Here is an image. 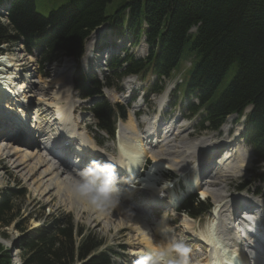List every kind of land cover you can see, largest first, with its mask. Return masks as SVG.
Masks as SVG:
<instances>
[{"label": "trees", "instance_id": "trees-1", "mask_svg": "<svg viewBox=\"0 0 264 264\" xmlns=\"http://www.w3.org/2000/svg\"><path fill=\"white\" fill-rule=\"evenodd\" d=\"M111 2L67 0L45 16L36 12L34 0H12L8 23L0 22V43L15 45L22 38L28 50L36 46L42 60L52 62L62 55L80 58L87 37L103 24L116 36L128 34L134 45L143 38L147 55L138 58L126 49L122 56L114 55L108 63L112 75L106 77V86L115 85V78L125 74L151 72L158 79L167 77L188 60L182 89L186 98L193 95L198 101L189 104L190 110L204 108L203 122L218 128L226 116L241 115L251 106L243 137L257 158L264 160V0H121L116 10L107 13ZM76 83L83 96L101 94L96 77L80 76ZM106 104L101 98L92 110L103 129L108 128ZM260 176L264 180V172ZM23 195V190L14 188L0 193V237L9 238L7 228L12 224L20 232L12 240V249L21 264L112 263L118 254L115 247L102 249L104 239L92 231L83 234L68 215L49 218L47 223L43 219L29 229L30 215L23 217L16 205ZM195 204L204 203L189 199L185 208L191 212ZM11 256L0 243V264H11Z\"/></svg>", "mask_w": 264, "mask_h": 264}, {"label": "rangeland", "instance_id": "rangeland-1", "mask_svg": "<svg viewBox=\"0 0 264 264\" xmlns=\"http://www.w3.org/2000/svg\"><path fill=\"white\" fill-rule=\"evenodd\" d=\"M65 2H67V0H34L36 12L42 15H45V16L52 9L57 8L61 4H64ZM120 2L121 0H112V2L107 5L106 12L112 13L114 10H116V7L119 5ZM2 23H6V20L4 18H3ZM100 27L96 28L95 30L97 31L94 30L85 40L84 55L82 56V58L79 59L78 63H76L75 61H73L72 59L68 57H62L59 62L53 63L50 65V67H48V72L46 74L43 73V75H40L42 76L41 79L43 80H41L42 82L40 84L38 83L39 84L38 86L36 85L34 86V90L37 93L36 96L38 98H42V97L45 98L47 96L45 98V99H48L46 100V102H51L49 100L53 99L54 94L58 90H62L63 97H70V99L75 101V104L78 105V107L76 108V111L73 113V118L75 120V121L73 120L74 123L76 122L82 127H84L85 131L89 134V136L93 139L95 143L97 141H103V145H100L98 148L99 150L101 151L104 150L105 153L112 154L116 157H119L113 145V141H111V139H107V136L101 135L100 133L93 130L92 128L93 119L89 115L88 111L85 110L86 104H79L80 102L79 97L76 95V92L74 90L70 89V86H69L70 78L74 76L75 68L77 65L81 67L82 72L83 70H85L86 73L93 72V74L101 75L102 70L106 69L104 68L103 64L106 63L105 57H107L109 53L110 46H111V40L113 39L117 45L121 43L119 42L120 39H118V37L112 36L108 28L105 29L104 26H100ZM142 40L144 39L142 38ZM123 46L128 47L130 51H132L136 56H144L146 54V44L143 41L140 44L135 45V46H131L130 42L127 41L123 44ZM116 51L118 52V48H116ZM0 53H2V55L0 56V58L2 57V59L4 58L8 59V57L12 56L13 54L16 60H20V62L22 61L21 65L19 66L20 68L27 69L29 68L31 64V58H30L31 55H27L20 44L13 45L12 43H7V42L0 43ZM35 60L37 61V59ZM186 65L189 66V62H187ZM58 69L60 70V72H57ZM182 74H184V67L181 69L180 72H176V75L174 74L175 77L164 79L163 83L161 84L164 90L160 94H152V93L149 94L150 91L147 90V80L154 82L155 77L145 76L146 78L140 82L135 80L133 77H127L126 79H124L122 83L119 84V87L122 90L117 91V90L105 89L104 95L111 103L114 104L118 102L124 106L127 103L126 99L129 94L135 95L138 97L136 102L133 104V107L127 110L126 121L129 118H132L133 121L138 125L139 133H144L147 127H149V122L154 118L155 113L156 112L158 113V107L160 105V101L161 100L163 101V104L166 106V108L161 112V118L159 120V125L161 124V126L159 127V131L157 132V134H159L157 136H159L158 139L161 140L165 132L170 128L173 134L169 137V139L166 134L165 136L167 137L166 141H163L162 143H157V145L153 147L155 148V150L158 151V153H162L163 156L166 154V150L168 151L181 150L182 151L181 156L183 160L181 162L178 161L177 163L178 167L176 169L174 167H170V168L171 170L177 173V178H182L183 180H185L188 172L194 167L196 163L195 161L197 160L198 157L203 160L202 162L204 164V167L205 166L212 167V164H214L215 162V158L219 156V153L221 152V150H223L224 152L227 149L230 150L234 148V146L232 145L230 147V144H233L234 142L231 140L234 138V134L236 133V131L240 130L239 125H241V127L243 126L241 124V121H237L236 116L230 115L228 116L224 124L223 125L221 124L222 126L220 125L222 128H220L219 132L218 131L215 132L211 130H204V131L198 132L197 131V128L199 127V123H197L198 120L195 117L189 116L188 112L183 111V110L181 111L178 108L179 104L182 106H185V103H184L185 100L184 98H180L179 93H176V95L178 96V98H176L177 99L176 108L170 107L172 106L171 103L174 97L171 96L172 92L169 93V91L172 87H174L175 84L179 83V79ZM53 80H60L65 85L61 88H58V86H53L54 84L50 83ZM146 95L148 96L147 99H145ZM63 97L59 95L60 103L58 104V106H60L61 109H63V103H61L64 101ZM38 104L39 102L36 100L35 105L42 112V113L38 112L40 116L36 117V119L39 121V123L37 124L38 130H37V133H35L33 130L31 131L30 134L31 135L33 134L35 138L39 140V143H40L39 135L42 134L43 128L47 126L46 123L48 122V120L51 119V113L54 112L53 110L55 109V106H52L49 109L50 111H46L48 110V108L45 110L43 103H41L42 106ZM228 127H230L231 130H230V133L226 135L227 133L226 130L228 129ZM115 128H117V124ZM128 131L129 133L132 134V137L134 138L131 130L125 131V138L129 136V134H127ZM233 131H234L233 135L230 136ZM176 134H179V135H176ZM125 138L124 140H122V142L124 143H125V140H128V138L126 139ZM30 140H27V142H24V143L30 144V148L34 149L35 144L34 142L32 143V141ZM3 142L7 143L6 140H3V138H0V143H3ZM195 142H202V144L205 145L204 147H210L211 150L209 152H207L206 150L203 152L201 147H197V149L200 148L201 150L199 151L201 155H199L197 153V150L187 149L189 146L193 145ZM238 143H241L239 144L241 146L239 148L240 150H242L241 153H243V150L244 151L246 150L248 154L250 152L249 155L251 159H253V155H251V150L249 149L248 146H246L242 138H239ZM154 144H156V142L153 143V145ZM221 144H224V145H221ZM145 145L146 144H143L141 148L148 147V145L146 146ZM18 146L21 147L20 144H18ZM40 146L42 147V143H40ZM161 146L163 147L161 148ZM153 147L151 149H153ZM160 148L163 150H161ZM150 151H147V152H150ZM191 153L194 154L193 158L190 157ZM3 154H0V189L1 188L5 189L9 187V188H14V189L22 188V190H24V195L22 196V198L16 201V205L19 207V210L21 211V213L24 214L23 217H27V215H30L31 218L29 217L30 219L28 218L29 220L28 219L26 220L27 226L29 227L34 225L33 224L34 221L37 222V224L39 225L42 221H44L43 219H45V223H47L49 221V218H53L60 214L68 215L73 219L75 224L78 226L77 228L81 229L83 234H86V233L90 234L92 231V233L104 239L107 244H112V245H117L119 243L123 244L124 250L122 251L124 255L126 256V258L129 260L130 264H135L134 262L135 259L133 258V255H132V252H133L132 244L137 242V240L134 238H137L138 236H137V231L132 227L131 222H129L127 219L130 220L134 218L135 216L141 217L142 215H144L145 218L147 219L145 222L146 223L145 230L146 232H150V230L154 228L155 224L157 223L156 222L157 220L159 219L160 220H163V219L170 220L171 218L177 217L178 219H176V221L178 222V225L173 226L174 227L173 230L175 232H172V236H175L178 242L183 245L185 242L189 241V240L187 241L185 240V233H184L186 230H188V228L186 227L184 228V226L182 225L183 221L187 220V215L185 214L182 217V213L181 214L175 213L172 207L175 204V202L180 198V196L184 194V193H179L177 191V185H175L174 190L169 192L168 194L169 199L167 200V204L164 206L165 213L161 215H156V211L163 212V210L161 209L158 210L160 206H151L148 204V202L145 199H139L137 197L140 193L149 194L148 190H146L145 192H140V190H137L134 192L133 195L128 197L127 196V194L129 193L128 190L132 189L131 183H128L127 185H124L123 183H121L122 184L121 185L118 183L116 185V187L118 188V191L117 193H115L114 199H113L116 201H113V202H116V203L118 202L119 204H122L128 207L127 212H125L124 214V216L126 215V219H123L124 223L120 224L121 225L120 226L117 224L121 220L120 218L121 215H118L115 209L110 208L112 207V201L101 206L102 210L106 213L107 216L110 215L112 218H114V220H112L111 222H105L104 218H101V219L96 218L95 214L91 213L90 211L81 210L82 204L79 203L78 199L74 198L70 193L69 194L65 193L64 190L56 194V190L51 188L50 192L48 193L49 195L47 194L49 199L43 196H40L38 193L35 194L29 185L32 181L25 179L22 176L23 173L18 172L19 169L16 170V168L10 164L8 158L5 157ZM141 154L144 155V153H141ZM43 156H46V155H43ZM168 156H171V155L169 154ZM46 157L51 159V161L55 163V165L57 164L56 161L53 160L51 157L49 156H46ZM149 159H150L149 161H151L150 157ZM59 165L60 163L57 164V166ZM160 166L161 168L165 169V166H167V164L164 161H161ZM59 167H60L59 168L60 178L61 179L63 178L69 183H71L73 181V177L65 172V168H64L65 166L63 165V167L62 166H59ZM252 168L253 166H251L250 169H249V166L246 167L245 169L239 172L238 176L231 175L232 169L230 168V169H227V171L225 172L226 174L219 176L215 181L225 185V187L222 189H226L227 191L221 192L222 190L220 191V185H215V186L212 185L210 187H203V188H207L211 192L219 190V192H221L223 196H226L227 199L239 198L241 199V201H244L245 199H251V198L255 199L256 195H252L250 193H254L260 189H263L264 183L262 184L259 182L251 183V180L249 177L250 176L249 170H251ZM168 172H169L168 174L171 173V171L169 170ZM156 176H157L156 177L157 179L161 180V182L163 183L162 184L163 186L167 185L168 181L163 180V177H161V175L157 174ZM177 178H175L173 182L174 181L176 182ZM248 182H250L251 184H246ZM244 185L246 186L245 188L241 189V191L237 190L238 187L244 186ZM120 195L122 196L125 195V197H128L127 201L126 202L121 201L118 198ZM202 195L205 196L204 194ZM202 195L200 193L199 194L197 193L196 196L199 200H203L201 199L203 198ZM224 200L225 199H219L217 200V202H221ZM208 202H209V205H212V203H214L213 200H208ZM153 216H155V219ZM206 216L207 215L202 214L200 217L202 218L201 220L203 221ZM170 221H174V220L172 219ZM170 221H168V226L170 224ZM78 229L76 231H78ZM16 232L19 233V231H17L13 225L7 228L9 239H13L15 235L17 234ZM190 233H192V230H189V236H190ZM201 235L202 233L199 236L202 237ZM76 237L78 236L75 235L72 238V242L75 245H76V242H75L76 239L77 241L79 240ZM4 240H8V239H4ZM155 240H159V239H155ZM152 242H157V241H152ZM171 244L174 246V249H175V243L172 241ZM192 244L195 245L196 243L192 242ZM3 247L5 248V245H3ZM6 248L10 251L12 249L8 247ZM146 248L147 247H143L144 250H148V251L143 252V256L149 255V254L155 255V254H158L159 252L165 253L166 255L164 256V259H162L163 264H167L168 260H165V259L168 256L172 258L170 253L166 250H159L157 252L154 251L151 253V251L148 248L147 249ZM228 250H225L227 255L231 254V251H230L231 249L228 248ZM175 252L176 253H174V255L178 256V251L176 249H175ZM190 252L193 255L199 254V256L195 255L193 258L192 256H190V259H194V258L199 259L201 257L200 255H202L200 254L198 245L193 246ZM11 254H12L11 256L12 258H15V256H18L17 250L12 249ZM208 254L214 255L215 253L213 252L211 253L210 251H208ZM117 260H121V259H117Z\"/></svg>", "mask_w": 264, "mask_h": 264}, {"label": "bare ground", "instance_id": "bare-ground-1", "mask_svg": "<svg viewBox=\"0 0 264 264\" xmlns=\"http://www.w3.org/2000/svg\"><path fill=\"white\" fill-rule=\"evenodd\" d=\"M6 20V19H5ZM0 61H4V63L1 65L0 64V86H4V88H2V90L4 91L1 95H5L7 96V92H15V94H19L20 91L23 89V85L24 82H22L21 80L18 79L19 75H17V70H19L20 67H18L19 65H21V63H17L16 58L13 56L8 57V59L4 58L2 59V57L0 58ZM6 71V72H5ZM5 72V73H4ZM57 72H60V70L58 69ZM43 80V79H41ZM39 80L38 83H41L42 81ZM45 82V81H44ZM62 81L60 80H53L50 83H53V86H60L62 83ZM6 84H9V86H7ZM58 89V88H57ZM24 91V90H23ZM6 92V93H5ZM32 89L29 90V93L31 95ZM37 94V93H36ZM29 95V97H30ZM59 95L60 92L57 91L54 94L53 99L49 100L51 102H46V100L44 97L42 98H37V101L41 104L43 103V105H45L46 108L50 109L52 106H55L54 114L55 117L53 120L58 119V133H64L65 134V138L62 139V141H72L73 139H77L80 142V145L82 147V153L85 154V157H82L84 159H88V158H96V157H100L98 151L95 149L93 142L90 138V136L82 131L80 128V126L78 125H74L73 124V108H74V104L73 101L68 98L65 101V104L63 106V109L60 108V106H58V104L60 103V99H59ZM65 100V99H64ZM50 111V110H49ZM11 114V122L18 124H22L25 121V116L24 114L21 112V110L19 109H15L14 111H9ZM39 113H42L40 110L38 111ZM5 117L2 116V119H4ZM158 117L155 116L151 122H150V127L147 129V131L145 132V134H140L138 131V127L137 124L133 121L132 118H129V120L125 123L122 122L120 124V127L117 131V140H118V144H119V154H120V158L118 161L115 162V171L116 174L121 172L122 170H126L125 172V177L122 180V173L117 174L118 176V183H123L127 180V177L132 174L135 170H138L137 172L140 171V169L142 168V166L145 163L146 158L149 156L152 158L153 160V165L150 168V174L154 169H157V167L160 166L161 161H164L168 166L177 168L178 167V161L181 162L183 160L181 154L182 151L181 150H173V151H168L166 150V154L163 156L162 153H158L157 150L154 149H150L147 151L145 150V148H141V146L143 144L149 145L150 148H152L153 146L150 144H153L154 142H160L162 143L163 141H166L167 137H164L163 139H161V141H158L159 139L157 138V129H159V125H158ZM239 127H241V125H239ZM222 128V127H221ZM36 132H37V128ZM126 130H131V132L133 133L134 138L132 137V134L128 133L129 136L126 137L128 138V140H125V143L122 142V140H124L125 138V131ZM224 131V130H223ZM234 133V131H233ZM131 134V135H130ZM238 133H236L237 135ZM235 135V137L231 140L234 141L233 144H230L234 146V148L230 149V150H225V153L221 155L217 158L218 162H215L214 164L216 165L217 163H219L220 161H222L223 159H225V161L222 163V165L219 166L222 174H224L227 169L231 166V164H233L232 166V170H231V175H238L240 171H242L247 165L250 164V160H248V153L246 152V150H243V153H241L242 150H240L239 147H241L238 143L239 142V137H237ZM166 136V135H165ZM231 136V135H230ZM74 137V138H73ZM123 137V138H122ZM156 137V139H154ZM15 136H10L7 137L6 140L7 143L3 142L0 143V154H3L5 157L8 158L9 162L11 165H13L16 170H18V172L23 173V177L25 179L31 180L32 182L29 184L31 189L34 191L35 194H39L40 196H43L47 199H49L48 197V193L50 192L51 188L56 190V194H58L60 191H63L64 188L62 187V185L64 183H69L68 181H66L65 179H61L59 176V166H57V164L55 165V163H53L51 161V159L47 158L46 156H43V148L41 149V147L39 148V140L36 141L33 138H29L27 140L32 141V143L34 142L35 147L34 149L30 148V144L24 143L25 141H21V140H16ZM125 138V139H126ZM229 138V137H228ZM231 138V137H230ZM130 139V141H129ZM138 143H137V141ZM154 139V141H153ZM230 140V139H229ZM27 142V141H26ZM15 143H21L22 146H24L23 148L19 147L18 144ZM137 143V144H135ZM227 144V143H226ZM145 145V146H146ZM224 145V144H221ZM205 145L202 144V142H195L193 145L189 146L187 149H194L197 150V153L199 155H201V153H199L200 148L197 149V147H201L202 151L204 152L205 150L207 152H209L211 149L210 147H204ZM163 146H161L162 148ZM160 148V149H161ZM165 148V147H164ZM42 150V151H41ZM163 150V149H161ZM141 153H144V155H142ZM50 155V153H48ZM171 156H168V155ZM52 159H56L59 163H60V159H58V155H56L55 153H53L50 156ZM191 158L194 157V154L191 153ZM190 158V159H191ZM53 159V160H54ZM58 163V164H59ZM21 175V174H20ZM121 180V181H120ZM131 182H133V179H130ZM144 181L143 184L141 185L142 188H147L149 186V183L145 180H141ZM190 181V186H193L194 182H196V178H192L189 179ZM117 183V184H118ZM213 185H220V191L224 192L227 191L226 189H222L225 187V185H223L222 183H219L217 181L214 180ZM131 191L127 194V196H131V193L135 190V189H130ZM154 189L150 190V192H152ZM65 191V190H64ZM219 192V190L214 191L213 192V196L216 200L219 199H227L226 196H223L222 193ZM65 193H68L65 191ZM209 191L208 190H203V192H201V194H208ZM48 194V195H47ZM69 194V193H68ZM69 196V195H68ZM229 196V194H228ZM125 196H119L120 200L123 202L127 201V198ZM79 203L82 204L81 206V210H85V211H90L91 213L95 214L96 218H104L105 222H111L112 220H114V218H112L110 215L107 216L106 213L102 210L101 206H96L93 204L88 203L86 200H80L78 199ZM116 200H112V207L116 210V212L118 213V215H121V220L118 222L117 225L123 224L124 220L126 219V215L124 216L125 212H127L128 207L119 204L118 202H113ZM71 205V204H70ZM224 205L221 206V208L218 211V215L221 217V223L222 226L226 228V221H225V215L223 214L225 209H224ZM163 210V209H161ZM164 211V210H163ZM157 213H162L161 211H157ZM186 218V216H185ZM182 219V218H181ZM129 222H131L132 227L137 231V238H134L137 240L136 243L132 244V250H135L136 252H134V255L136 256V259L138 260V256L141 253L143 247H147L151 252L154 251H159V250H169L171 251L173 254L176 253L175 249H174V244L172 245L171 242H169V235L170 232H167L168 229V221L167 220H160L159 222H157L154 226V228H152L150 230V232H146V218L144 215H142L141 217L139 216H135L132 219H127ZM182 221V220H181ZM33 226L37 225V222H33ZM129 224V223H128ZM184 227L189 228V229H194L195 227L199 228L200 226V222H197V219H193L190 218L189 216H187V220L183 221L182 224ZM199 225V226H198ZM121 226V225H120ZM211 227H207L205 229L201 230L202 233V237L206 242L212 243L213 247H220V236L219 235H212L211 232ZM185 233H188V231H185ZM227 235V238H226ZM224 234V240L227 241L229 244H231V247H234V242L236 240V237L232 236L231 234L227 233ZM253 237V235H252ZM155 239H159V240H155ZM169 240V241H168ZM152 241H157V242H152ZM249 241V240H248ZM5 242L8 243V240H5ZM196 244H199V241L194 240L193 241ZM6 243V244H7ZM192 244V243H191ZM190 244V245H191ZM195 244V245H196ZM6 247V246H5ZM146 248V249H147ZM231 251V254H226L225 249H221L222 252V257L223 258V262L225 264H232V261L234 260L233 258V251ZM160 253V252H159ZM188 256L185 258L186 260H191L190 256L191 253L187 254ZM176 256V255H175ZM199 256V255H197ZM201 257L199 258L200 262L201 261H207L208 260V256L206 253H203L202 255H200ZM15 258H18V256H15ZM193 258V257H192ZM126 264H130V263H126ZM213 264H222V262L219 261V257L215 258L213 261Z\"/></svg>", "mask_w": 264, "mask_h": 264}, {"label": "clouds", "instance_id": "clouds-1", "mask_svg": "<svg viewBox=\"0 0 264 264\" xmlns=\"http://www.w3.org/2000/svg\"><path fill=\"white\" fill-rule=\"evenodd\" d=\"M117 183L118 176L112 163L93 160L85 168L78 170L71 183H64L62 187L76 199L102 206L114 199L118 191ZM175 248L182 253L188 252V249L181 243L175 244ZM165 255L161 252L141 256L135 264H161L160 258ZM13 264H19L18 259L14 258ZM167 264H187V260L181 256L178 259H169Z\"/></svg>", "mask_w": 264, "mask_h": 264}, {"label": "water", "instance_id": "water-1", "mask_svg": "<svg viewBox=\"0 0 264 264\" xmlns=\"http://www.w3.org/2000/svg\"><path fill=\"white\" fill-rule=\"evenodd\" d=\"M11 246H12V243H11ZM11 251H12V249H11Z\"/></svg>", "mask_w": 264, "mask_h": 264}]
</instances>
